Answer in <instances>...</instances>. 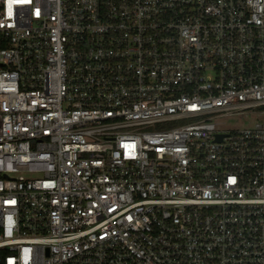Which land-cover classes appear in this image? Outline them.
Masks as SVG:
<instances>
[{
  "label": "built area",
  "instance_id": "2783aa9c",
  "mask_svg": "<svg viewBox=\"0 0 264 264\" xmlns=\"http://www.w3.org/2000/svg\"><path fill=\"white\" fill-rule=\"evenodd\" d=\"M0 264H264V0H0Z\"/></svg>",
  "mask_w": 264,
  "mask_h": 264
},
{
  "label": "rangeland",
  "instance_id": "374dc122",
  "mask_svg": "<svg viewBox=\"0 0 264 264\" xmlns=\"http://www.w3.org/2000/svg\"><path fill=\"white\" fill-rule=\"evenodd\" d=\"M244 124V121H241V120H237V119H229L228 121H226V127L228 129H231L232 127L234 126H241Z\"/></svg>",
  "mask_w": 264,
  "mask_h": 264
}]
</instances>
